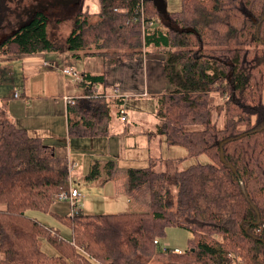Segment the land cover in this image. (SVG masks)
I'll use <instances>...</instances> for the list:
<instances>
[{
  "label": "trees",
  "instance_id": "1",
  "mask_svg": "<svg viewBox=\"0 0 264 264\" xmlns=\"http://www.w3.org/2000/svg\"><path fill=\"white\" fill-rule=\"evenodd\" d=\"M99 3L97 23L87 9L79 10L68 49L76 56L107 55L115 43L129 56L141 46L168 49L163 73L172 89L157 98L153 133L184 146L188 157L205 154L210 162L173 173L159 172L153 163L129 168L127 186L148 183L152 210L59 215L72 229L66 238L28 211H48L55 202L56 190L69 183L67 159L0 106V264H147L163 253L170 264H264V0H182L177 11L158 0ZM48 20L44 9H35L2 40V55L56 49ZM81 76L85 94L69 104V135L103 136L110 104L121 100L95 91L103 74ZM107 165L104 181L112 177L114 161ZM99 175L92 166L86 178ZM169 226L193 234L181 254L159 248ZM41 239L57 254L44 252Z\"/></svg>",
  "mask_w": 264,
  "mask_h": 264
},
{
  "label": "rangeland",
  "instance_id": "2",
  "mask_svg": "<svg viewBox=\"0 0 264 264\" xmlns=\"http://www.w3.org/2000/svg\"><path fill=\"white\" fill-rule=\"evenodd\" d=\"M99 1L100 0H81L80 3H77L71 0H0V43L8 34L15 30L17 26L27 20L33 14V11L35 9L42 8L47 12L49 16L47 28L48 37L54 42V45L56 46V49L52 51H45V54H50L49 57H41L39 59L38 57H36L37 55L34 54H24L18 55L14 58H9L5 55H2V53L0 52V106L6 109L5 115L8 118V109L10 110V107L14 109H20V111L22 112H25V110H27L23 104L24 101L23 98H21V94L24 91L28 92V88L32 89V96H44L45 100L43 102H45L48 106H51L52 102L49 95H55L57 99L60 100H62V98L64 99L65 96L62 97V95L60 94L62 93V88L60 87L62 86V81L68 80V82H71L74 79L76 80V77L69 76L63 73V69H65L66 67H72L73 69L71 71H79L77 72L78 77L80 76L82 66L88 67L95 72L101 71L102 61L100 58L95 57V59L91 58L85 59V61H79V59L73 56V53L70 52L69 49H67L68 47L66 45V38L72 31L75 18L76 16H78V12L81 8L82 10L87 9L86 12L89 13V20L92 23H97L99 21ZM158 1L160 3V6L165 7V10L177 11L182 8V0ZM141 47L142 48H137L138 50H141L140 53L135 52L132 56H129L128 54H125L126 46H118L115 43L114 45L109 46L107 55L99 56L104 59L110 60L111 64H115V67H118L120 65V70H124V63H128L133 59L132 61L137 62L139 65V67L135 69V72L141 85L140 91H143L142 84L146 83V90H148L149 92L156 93L157 91H155V89L158 90L160 88L166 89V92H164L163 94H168V92L172 89L171 85L169 84L164 73H161L163 75L162 78L160 77V74L158 75V70H160V65H163V61L166 58V52L168 49L155 46ZM128 52H132V50H128ZM44 59H53L55 61L56 65H53L48 61L45 62V65L53 68L43 67V69L51 71V73L46 76L41 72H31L30 68L27 66L28 61H44ZM150 68H152L153 71H151ZM63 74L66 76H64ZM153 74H156V76L158 77L154 76ZM128 83L129 80L126 81V84ZM134 84L136 85L137 81ZM134 84L130 85L129 89H131ZM14 91L19 92L18 95L20 96L18 98H15V96H13ZM111 91H114V89L111 88ZM131 91H134V93H136V90ZM215 96L216 100H218L217 103L222 102V99L218 96V94H216ZM136 99H140V97H136ZM143 99L144 105H147V107L150 106V102L148 101H151V99L154 100V98H151V96H145L143 97ZM54 101L55 100H53V102ZM42 109L43 111L45 110V112L49 111V107L47 106H43ZM116 113L117 115H115V112L113 113L114 120L115 122H117L118 126L123 127L122 123L128 120V116L126 117L127 120L121 119L122 121L120 120V123V111L117 109ZM10 114L12 115L11 110ZM145 114L147 115L140 116L142 123H140V125L138 126L134 123L133 117H131L129 121L130 125L127 126L128 128L132 126V130L129 134L116 135L115 137L113 136L112 139H109L108 142L105 141L106 144H104V147L106 150L112 151L115 154L119 152L117 154L119 155V161L117 165L119 164L122 170L125 169L128 165L143 166L142 164L145 162V160L143 159L146 156L145 150L141 153L133 149L135 155H137V159L134 158L133 154L126 152V146L130 142L133 143L132 147H135L138 150H140L143 146L146 147V140L148 141L147 136L140 138L139 136H137V132L134 133L136 130H139L141 126H154L155 122L153 124H148L150 121L154 120V118L151 117L152 115L150 111L146 112ZM31 115L33 114L27 115L29 117L25 116L24 119L26 123H28H25V125L28 126L29 131L32 134L41 136L43 142L46 145L52 146L55 149V153L57 156H61L63 158L65 157L67 159L68 169L70 167V164L72 165L75 162L78 163V166H76L73 171L69 169V183L70 185L72 184L74 187H77L82 193V198L78 202L80 208L82 209L81 213H128L130 207L127 197L123 194H119L118 196H116L114 194V188H110V191L108 190V186H110L111 182L107 180L104 181V177H106L107 173L109 172V167L107 164L110 161L106 159V155H104V149L102 150V153L99 152V157H95L98 159L93 160L92 156L90 155L95 150L94 146L96 145L94 143L95 140L91 138H97L99 136H86L82 138L70 137L69 142L66 138H62V136H66V122L62 120L60 116L56 114L52 115L49 113L40 115L37 114L35 116ZM107 135L108 133H105V135L103 136ZM162 139L163 144L161 145L160 149L156 144L157 142L152 141L151 146V151L153 153L152 157H154V159L150 162V165H152L153 163L155 166V170L159 172L168 171L173 173L175 170L188 169L198 163L210 162V158L208 157V155L201 154L197 157H188L187 150L184 146L171 145L167 142L166 137L164 136H162ZM79 142L84 143L81 144ZM107 143H109V145H107ZM122 144L126 145L123 153L121 152ZM84 153L88 154V158ZM124 153L125 155L121 157V155ZM89 161L93 162L90 167ZM92 166L96 167L99 173L104 172V177L100 178L99 176V178L87 179L86 173H88L89 168L91 169ZM103 185H106V187H101ZM129 191L134 192V195L136 193L137 199L139 200L142 199L143 201L145 199H152L150 197L151 190L148 183H145L136 189L129 188ZM172 191L176 192L174 190V186ZM53 201L55 202H52L48 211L35 209L32 211H28V213L30 216L35 217L37 220L45 223L46 225L56 228L62 234V236L71 238L72 229L59 216L72 214L70 203L66 201H56L55 199ZM146 207L148 211L152 210L150 202ZM137 209V206L135 205V203H133L132 210H130V212H136L135 210ZM137 211L142 212L143 210H141L140 208ZM190 239L191 233L186 228L179 226H169L166 228L165 234L159 238V248L160 250H163V247H169L171 249L178 247L185 251L189 248ZM40 245L41 249L47 254H57L56 250L50 244H48L45 239H41ZM168 259L169 258L163 253L149 258L147 264H170L168 262ZM92 264L99 263L96 261H92ZM185 264L196 263L188 262Z\"/></svg>",
  "mask_w": 264,
  "mask_h": 264
},
{
  "label": "crops",
  "instance_id": "3",
  "mask_svg": "<svg viewBox=\"0 0 264 264\" xmlns=\"http://www.w3.org/2000/svg\"><path fill=\"white\" fill-rule=\"evenodd\" d=\"M68 49V48H67ZM71 52V51H70ZM73 53V52H72ZM80 55L82 52H78ZM37 55L36 57L39 58H45V57H49L50 54H45V51L40 52L38 54H34ZM73 56H75L77 59L83 60L85 61V59H91L95 57H98L101 59L102 61V67H101V71L103 73L100 72H95L92 71L90 68L88 67H84L82 66V70L80 73V76L78 78H76V80L74 79L71 82H68V80L66 81H62V86H60L62 88V93H60L62 95V97L64 96H72L74 98H79L82 97V95L85 94V85H83L82 82V72H89L91 74L94 75H99V74H103L105 77V82L102 83H96L94 84V88L97 92H104L106 93V97L109 99H115L118 98L121 100V102L118 103H111V122L109 125V133L107 136H99L97 138H91L95 140V150L92 152V154H90L92 156V159H98L95 158L96 156L99 157V152L102 153V150L104 149V155H106V159L108 160H112L115 161V168H114V172L113 175L110 179H107V181H110L111 184L110 186H108V190L110 191L111 189H115L114 194L116 196H118L119 194H123L127 197L128 201H129V212L130 210H132V204L135 203V205L137 206L138 209L141 208V210H143V212H148L147 209V204H149L150 200H139L137 199L136 193L134 195V192L129 191V186L128 185V181H129V175H128V169L131 167H140V168H145L148 167L150 165V162L154 159V157H152V151H151V146H152V141L157 142V146L160 149L161 145L163 144L162 141V136L161 135H157L156 133H153L154 130L156 129V126L159 123V118L157 117V98L163 94L164 92H166V89H158L155 91H157L156 93H151L148 90H146V83L142 84L143 87V91L141 92V85L139 82V79L137 78V74L135 72V69H137L139 67L138 63L135 61H130L128 63H124L123 67L124 70H120V67H115V64H111V61L108 59H104L99 55H81V56H76L73 53ZM51 62L53 65H56L55 61L53 59H44V61L41 60H30L27 63V66L30 68L31 72L33 73H43V75L48 76L51 71H48L46 69H43V67H47V68H53L50 67L48 65H45V62ZM137 63V64H136ZM108 64V66H107ZM163 65H160V70H158V75L160 74L161 78H162V74L163 73ZM67 69H73L72 67H66ZM76 70V69H74ZM151 71L152 68H150ZM76 72H79L76 70ZM157 72V71H156ZM64 75V74H63ZM154 76H156V74H153ZM66 76V75H64ZM158 77V76H156ZM129 80V83L126 84V81ZM137 81V84L135 85L134 83ZM133 85V87L131 89H129L130 85ZM48 85V83H47ZM58 86V83H57ZM126 86V87H125ZM116 87L118 90H116L115 92L111 91V88ZM131 90H136V93H134V91ZM162 90V91H161ZM118 91L123 95V98H119L120 96ZM148 91V92H147ZM16 91L13 92V96L14 93ZM21 98H23V104L26 107L27 110H25V112L20 111V109L17 108H12L10 107L11 113L10 114V110L8 109V113H9V118L11 120H13L14 122H16L18 125L25 127L29 130L28 126L25 125L26 121L25 116L33 114L35 115H40V114H52V115H58L62 118V120H64L66 122V136H62V138H66L67 141L70 142V135L68 132V107L69 105L66 104L65 100L62 98V100L57 99V97L55 95H49V97H51L50 99L52 100L51 102V106H48L45 102H43L45 99L44 96L41 95H36V96H32V89L28 88V92L24 91L21 94ZM147 97V96H151V98L153 97L154 100L151 99V101L149 100L148 102H150V106L147 107V105H144V99L143 97ZM48 97V98H49ZM136 97H140V99H136ZM16 98V97H15ZM32 98V99H31ZM53 100H55L53 102ZM43 106H47L49 107V111L45 112V110L43 111ZM124 106L126 108V112H127V121H124L123 127L118 126L117 122H115L114 117H113V113L115 112V115H117L116 110L120 109V107ZM150 111L151 113V117L154 118V120L150 121L148 124H153L154 122V126H150V125H146V126H141L139 130H136L134 133L137 132V136H139L140 138L146 137L148 138V141L146 140V147L143 146L140 150H138L135 147H132V142L128 143L127 146L122 144L121 146V152L123 153L125 150V146H126V152H129L130 154L134 155V158L137 159V155H135L134 150L138 151V152H143L145 150V154L146 156L143 158L145 160V162L142 164L143 166L139 165V166H132V165H128L125 169L122 170L121 166L117 163L119 161V158L117 155L119 152H117L116 154L113 153L112 151H108L105 149L104 144H106L105 141H109V139H112V137L116 136V135H120V134H129L132 130V126H130V128H128L127 126L130 125L129 121L131 119V117H133L134 123L138 126L140 125V123H142L140 116L143 115H147L145 114L146 112ZM31 115V116H33ZM29 117V116H27ZM121 120V117H119V122ZM151 120V119H150ZM122 121V120H121ZM121 123V122H120ZM125 123H129V124H125ZM28 124V123H26ZM121 125V124H120ZM33 128V127H31ZM125 128V129H124ZM153 131V132H152ZM30 132V131H29ZM31 133V132H30ZM32 134V133H31ZM149 134V135H148ZM36 135V134H33ZM151 135V136H150ZM37 136V135H36ZM56 136V135H55ZM133 136V135H131ZM41 137V136H40ZM82 138V137H79ZM117 139V138H116ZM83 141V140H81ZM79 143H84V142H79ZM102 143V144H101ZM110 143V142H109ZM109 143H107V145H109ZM126 144V143H125ZM135 144V143H134ZM93 148V146H92ZM134 149V150H133ZM87 155L88 158V154L84 153ZM124 154L121 155L124 156ZM100 159V158H99ZM93 162L89 161V167L91 166ZM88 165V163H87ZM90 171V168H89ZM88 171V173H89ZM87 174V173H86ZM100 178L104 177V172H101V175H99ZM99 178V177H98ZM105 180V177H104ZM103 188L106 187V185L101 186ZM137 209V210H138ZM190 232V231H189ZM191 233V237L193 236L192 232ZM178 248V247H176ZM175 248V249H176ZM180 249V248H178ZM182 250V249H180ZM183 251V250H182ZM100 264V263H99Z\"/></svg>",
  "mask_w": 264,
  "mask_h": 264
},
{
  "label": "built area",
  "instance_id": "4",
  "mask_svg": "<svg viewBox=\"0 0 264 264\" xmlns=\"http://www.w3.org/2000/svg\"><path fill=\"white\" fill-rule=\"evenodd\" d=\"M143 22V27H144V19L142 20ZM150 25H154V21L150 22ZM63 73L66 74V75H69V76H73V77H78V74L77 72L75 71H71V69H63ZM114 91L112 92H115L116 90H118L116 87L113 88ZM119 95L120 96L119 98H123V95L118 91ZM19 92L16 91L14 93V96L16 98H18L20 95H18ZM64 100L66 102V104H74L75 103V98L73 97H69V96H65L64 97ZM120 111V115H121V119L122 120H127V112H126V108L124 106L120 107L119 109ZM78 166V163L75 162L73 163L72 165L70 164V167L69 169L71 171H73V169ZM70 183L66 184V185H63L61 186L57 192H55L54 194V199L56 201H66L68 203H70V207H71V212H72V215H78L80 212H81V208H80V205L78 204V202L80 201V199L82 198V193L80 192V190L77 188V187H74L72 184L70 185ZM157 239L155 240V243H157ZM163 252H167L166 250V247H163ZM174 253H177V254H181L183 251L176 248L173 250Z\"/></svg>",
  "mask_w": 264,
  "mask_h": 264
},
{
  "label": "water",
  "instance_id": "5",
  "mask_svg": "<svg viewBox=\"0 0 264 264\" xmlns=\"http://www.w3.org/2000/svg\"><path fill=\"white\" fill-rule=\"evenodd\" d=\"M226 142H227V140H224V141L221 142V144H220V145H221V154H220V155H221V158H222L223 161H224L225 159H224V155H223L224 152H223V150H222V145H223V143H226ZM233 170H235V169L233 168Z\"/></svg>",
  "mask_w": 264,
  "mask_h": 264
}]
</instances>
